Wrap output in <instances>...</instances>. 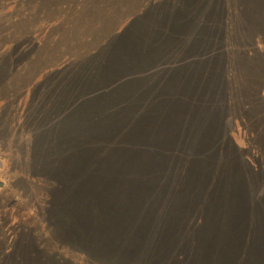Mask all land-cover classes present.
<instances>
[{"label": "rangeland", "instance_id": "rangeland-1", "mask_svg": "<svg viewBox=\"0 0 264 264\" xmlns=\"http://www.w3.org/2000/svg\"><path fill=\"white\" fill-rule=\"evenodd\" d=\"M74 1L0 0V264H264V0Z\"/></svg>", "mask_w": 264, "mask_h": 264}, {"label": "trees", "instance_id": "trees-1", "mask_svg": "<svg viewBox=\"0 0 264 264\" xmlns=\"http://www.w3.org/2000/svg\"><path fill=\"white\" fill-rule=\"evenodd\" d=\"M161 2L163 0H160ZM103 4H102V3ZM85 1L84 0H75L73 5L76 6L77 8L80 6V5H83L85 6ZM111 4V3H110ZM163 4L161 7H160V10L163 11V12H169V11H172L174 12L175 9L178 7L179 11L182 12L181 13V22L179 23V25L182 24V26H186V22L184 21V19H191V16L190 17H186L185 16V13L187 11L189 12H193V9L192 8V5H194V2H187V0H171V1H168V3L166 4L164 1H163ZM108 6L109 4H106V2H103L102 0H99L98 1V4L95 8L92 9L91 12H89L87 18L86 17H82L79 15V11L80 10H84V9H79L78 12L75 14V16L71 17V28L70 31H72V33L74 34L76 32V36H79L78 37V40H80L81 42L82 41H86L87 40V36H86V32H84L82 28H96V27H100L101 26V21H102V17H104V15L111 11L108 9ZM99 13L98 16H96V14ZM94 15L96 17H99V19H95L94 18ZM165 22V20H162L160 24H163ZM145 26H148V23L145 25ZM22 32H26L24 35L25 37L23 38H20V41L16 42L14 45L12 46H6V47H1L0 48V54H4L5 57L8 58V54H9V51L11 49H14V52L11 54V55H14V53L17 51V54L19 55V50H23V55L24 54H28V58L31 57V49H38V45H44V43H42L43 41H45V38H47V35L45 37H43V39H32L33 38V34L31 36H29L31 33V29H26L25 31H22ZM20 32V33H22ZM75 38V37H74ZM76 39V38H75ZM197 41V39L195 38V41L193 42H190L189 44L190 45H193L195 42ZM36 43V44H35ZM34 44V45H33ZM38 44V45H37ZM86 53L85 52H82V54H80L81 56L85 55ZM34 56H36V54H33ZM10 57V56H9ZM74 57V56H73ZM93 62H90V64H92ZM73 64V63H72ZM90 64H84V63H81V64H78L77 66H74V69H76V74H79V75H84L86 72H89V73H92V69L90 68ZM110 69H112L110 67ZM118 71L117 73H115L114 77H111L109 80L110 82L109 83H106L105 86H102V85H99V86H102L104 87L103 88V93H102V96H99V93L97 94L98 97H100V99H92L91 101L93 102V105H97L99 107V105L103 106L105 104L104 101H106L105 99V96L109 93V91H115V96H119L121 97L123 100H129L131 99L130 97V89L129 88V85L130 84V81L132 80L133 83H135L134 79H131L133 78V76L127 74V71H124L123 74H119L121 69L120 68H117ZM8 71V70H7ZM74 72V71H73ZM131 72V71H130ZM112 73H114L112 71ZM96 73H92L91 75H95ZM90 75V76H91ZM78 77V76H77ZM119 79H122V80H119ZM93 81V80H92ZM132 83V85L134 86V84ZM90 85H92V89L96 90V88H98V86L94 85L92 82H90ZM156 85V97H161L160 95V91H159V87ZM135 88V87H134ZM105 92H106V95H105ZM103 100V101H101ZM98 101H100V103H97ZM114 101H117L116 97H114ZM103 102V103H102ZM101 110H103V108H100ZM104 111H106L104 109ZM109 115V114H108ZM107 117V116H106ZM94 122V120H93ZM3 158L0 157V167L2 168L3 167ZM4 179L2 177V175L0 174V186L2 185ZM250 260V259H249Z\"/></svg>", "mask_w": 264, "mask_h": 264}]
</instances>
